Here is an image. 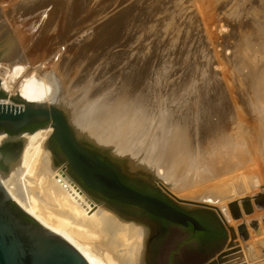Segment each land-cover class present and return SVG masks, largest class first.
<instances>
[{
    "label": "rangeland",
    "instance_id": "374dc122",
    "mask_svg": "<svg viewBox=\"0 0 264 264\" xmlns=\"http://www.w3.org/2000/svg\"><path fill=\"white\" fill-rule=\"evenodd\" d=\"M3 7H43L39 14L21 24L30 31L32 40L22 45L19 38L20 55H26L29 47H40V55L59 57L60 60L66 58L70 65L74 63L77 77L88 72L86 81L92 77V81L97 79L93 82L96 85L106 83L102 94L111 102L116 97H136L133 102H141L140 110L146 120H150L144 123L149 130L147 133L150 132L144 137L145 143L153 135H163L167 129L182 125L191 132L189 139L196 149L194 152L203 150L201 154L206 152L205 156L214 144L212 133L217 121H231L230 135L238 144L245 145V163L225 175L199 183L191 191L228 192L226 195L232 198L228 197L226 204L238 202L237 217L231 214L232 219H237V222L234 220L236 225L232 226L235 235L232 237L233 230L223 217L228 230L209 211L214 219L210 228L215 231V237L192 252L201 256L199 264H264V147H259L264 145V140L262 145L254 137L262 126L255 122L251 112L249 98L252 94L249 95V86H245L248 85L246 78L241 80L254 65L251 51L255 49L253 54L261 52L264 55L262 36L261 39L259 36L264 34V0H0V12ZM12 29L9 22L0 26V47L5 46L3 37L9 30L12 33ZM258 30L260 34L256 32ZM245 59L250 64L247 61L248 65L245 64ZM81 84L85 85V82ZM82 88L79 86L76 92L81 97L87 92ZM195 101L200 104V117L194 119L197 114L190 106H194ZM12 103L22 104L15 99ZM64 104L72 103L65 101ZM74 106H70V118L75 128L85 132L86 129L77 126L72 118ZM186 115L188 121H184ZM151 124L155 128L151 129ZM50 143L57 148L54 139L51 138ZM139 145L136 144L133 150H141L142 145ZM146 153V150L142 151L139 158ZM60 162L66 164L65 158ZM155 168L157 175L161 173L162 176L167 171L160 163ZM118 172L121 174L119 169ZM172 173L171 182L186 176L184 170ZM133 181L138 186L143 184L139 180ZM149 187L166 197L167 193L161 188ZM230 189L235 191L230 192ZM241 207L245 209L243 212ZM221 228L225 231L224 236L220 233ZM183 234L182 231L177 233L178 241L185 236ZM177 236L175 232L169 233V237ZM249 249L255 258L253 261L247 260ZM152 264L167 262L154 261ZM172 264H184V259L176 256Z\"/></svg>",
    "mask_w": 264,
    "mask_h": 264
},
{
    "label": "bare ground",
    "instance_id": "6f19581e",
    "mask_svg": "<svg viewBox=\"0 0 264 264\" xmlns=\"http://www.w3.org/2000/svg\"><path fill=\"white\" fill-rule=\"evenodd\" d=\"M2 10L0 24L9 22L14 28L12 33L9 30L3 37L4 40L6 39L5 46L0 47V49L4 47L3 50H6L0 63V88L7 94L4 101L12 102V99L17 97L26 103L54 105L61 108L66 113L80 141L104 151L116 161L121 162L127 173L154 184L173 197L188 198L185 200L215 207L221 220L223 217L229 229L233 230L232 226L236 225L237 219H232L233 212L230 205L237 203L238 207V202H229L227 205L226 194L228 192L218 191L217 196H220L221 199L216 201L214 195L211 196L214 193L212 189L199 193L194 192L195 190L191 191L199 183H206L217 176L225 175L233 168L245 163L247 159L243 148L245 145H240V142L238 144L230 135L231 121H217L212 133L214 144L212 147L210 146V149L208 148L207 151H210L207 153L208 156H204L206 152L201 154L203 150L197 151L198 153L194 152L196 149H193L194 145L189 139L191 132L182 125H176L174 129H167L163 135L159 133L161 131L158 129L161 126L159 125L156 128L160 131L154 130H157L156 133L160 135H153V138L150 137L151 139L145 143L144 137L150 132L147 133L149 130H146L144 123L150 120H146V115L140 110L141 102L137 100L133 102L136 97L134 99L128 96L116 97L115 100L111 97V102V99H106L103 96V88L106 83L96 85L93 82L97 79L92 81V77L86 81L88 72L77 77L74 63L70 65L66 58L60 60L59 57L47 58V56H43L44 54L40 55L38 53L40 47L38 49L27 47L26 55H20V49L17 47L19 38L22 45H26L32 40L30 31L21 24L39 14L43 7H3ZM258 26L260 27V24ZM263 35L259 36L260 39L262 36L261 43L264 45ZM252 47L254 48V46ZM254 50L251 51L252 57L255 58V60L253 59L254 65L248 75L246 74L247 76L241 80L244 81L246 78L245 81L248 85L245 86H249V95L252 94L249 98L251 112L254 114L255 122L262 126L259 132L254 133V137L263 145L264 55L260 51V53L257 52L258 55L253 54V52L256 53ZM248 58L250 60V57ZM246 61L245 59V64H250V61L247 63ZM77 67L79 66L77 65ZM84 82L85 85L81 84ZM81 85L85 89L82 88V90L87 91L83 97L76 93L77 88ZM65 101H70L71 105H75L71 112L72 118L77 126L86 129L85 132L88 134L75 128L69 114L71 105L64 104ZM193 104L194 106H190V108L197 114L194 116L195 119L200 117V104L198 101ZM171 114L173 113L171 112ZM160 119L162 120V117ZM188 119L189 117L184 121H188ZM167 121L169 122L170 119ZM151 123L153 124L152 121ZM161 123L164 124V122ZM164 126L162 127L164 128ZM53 133L52 126L41 127L33 133L24 132L19 135L0 133V181L11 199L43 227L69 242L85 257L89 264H105L106 261V264H146L145 246L147 239L154 231L152 224H144L119 215L104 201L87 192L80 183L73 180L69 175L68 163L57 164L54 159L55 155L51 154L50 139ZM243 142L245 143V141ZM138 143L143 148L139 147L141 150L137 152L133 148L136 144L139 145ZM259 147H264V145ZM144 150L147 153L139 158ZM204 150L206 151V149ZM159 163L167 168L162 176L161 173L160 175L156 174L157 168L155 167ZM182 170L185 171L186 176L171 182L172 172L178 174ZM167 180L169 183L166 182ZM232 191L235 189H230V192ZM182 192L186 193L181 194ZM183 206L190 208L193 205L183 204ZM240 206H242L241 203ZM241 210L243 212L245 209L241 207ZM237 211L236 213H239V210ZM234 235L235 229L232 232V237ZM249 250L248 258H246L253 261L255 258L252 255V250ZM102 258L106 261L103 262Z\"/></svg>",
    "mask_w": 264,
    "mask_h": 264
},
{
    "label": "water",
    "instance_id": "95a60500",
    "mask_svg": "<svg viewBox=\"0 0 264 264\" xmlns=\"http://www.w3.org/2000/svg\"><path fill=\"white\" fill-rule=\"evenodd\" d=\"M5 51L0 49V63ZM0 91L3 93V96H0V133L19 135L24 132L33 133L41 127L52 126L54 133L51 138L56 141L60 152L65 156L70 170L79 177L86 188L100 196L91 194L104 201L119 215L144 224H152V221L148 219L122 212L104 198L140 208L152 216L179 226L192 224L196 230L205 228L190 213L207 210L214 213L221 225L225 226L213 206L179 199L167 193L165 196L172 202L170 204L125 183L121 174L131 180H139L143 184L157 188L154 184L127 173L121 162L108 154L80 141L61 108L54 105L26 103L15 97L13 99L22 103L16 105L10 101H4L7 94L1 88ZM31 125L39 126L35 130H27ZM50 149L56 157L51 143ZM214 193L211 196L214 195L216 201H219L221 197L217 196L218 192ZM183 204L193 206L187 208ZM230 207L237 217V203H232ZM21 213L31 218L33 222L25 220ZM152 236L153 234L146 241V264H150ZM0 264H89V262L69 242L43 227L15 203L0 181Z\"/></svg>",
    "mask_w": 264,
    "mask_h": 264
},
{
    "label": "flooded vegetation",
    "instance_id": "af4514ba",
    "mask_svg": "<svg viewBox=\"0 0 264 264\" xmlns=\"http://www.w3.org/2000/svg\"><path fill=\"white\" fill-rule=\"evenodd\" d=\"M33 127L34 125H31L27 130H30ZM51 147L56 154V158H55V156L51 152V154L54 156L55 162L57 164H63L60 161H62V159L65 158V156L58 150V148H55L54 146H52V144H51ZM68 171H69L70 177L76 182L80 183V185L87 192H89L90 194L93 193V194L98 195L92 190L86 188L82 184L79 177L72 170H70L69 167H68ZM121 177H126V176H123L121 174ZM152 196L158 197L172 204V202L168 199L166 200L157 195H152ZM104 199L107 200L109 203L113 204L114 206H117L122 212L152 221V226L154 228V231H153V236L151 240L150 264H152V262L154 261H158V262L161 261V262H167V264H172L176 256H181L184 259V264H199L201 262L200 261L201 256L197 254L196 252H192L193 251L192 249H197L201 246L209 244L208 242L213 241L215 237V231L205 226V223L211 224L214 221L212 213L209 211L197 210L195 212L190 213V215L194 217L195 219H197L205 228L204 230H196L192 226V224H190L189 226H179L168 220L152 216L140 208L132 207V206L120 203L118 201L109 200L106 198ZM126 208L134 210L135 212H129L126 210ZM177 231L178 232L182 231V233H184L183 236L185 235L181 241H178L179 238L177 236V233H178ZM171 232H175L177 237L176 238L169 237V233ZM179 237L181 236L179 235Z\"/></svg>",
    "mask_w": 264,
    "mask_h": 264
},
{
    "label": "trees",
    "instance_id": "16d2710c",
    "mask_svg": "<svg viewBox=\"0 0 264 264\" xmlns=\"http://www.w3.org/2000/svg\"><path fill=\"white\" fill-rule=\"evenodd\" d=\"M0 96H3V93L0 92ZM38 126H39V125H34V127H33L31 130H34V129L38 128ZM55 142H56V141H55ZM56 145H57V143H56ZM57 148H58V145H57ZM58 150H59V148H58ZM59 151H60V150H59ZM122 179H123V181H124L125 183H127V184L130 185L131 187H133V188H135V189H137V190H139V191H141V192H144V193H147V194H151V195H157V196H160V197H162V198H164V199L167 200L166 197H164L163 195H160L157 191L152 190V189H151L149 186H147V185H143V184H142L141 186H138L136 181H133V180L128 179V178H126V177H122ZM21 214H22V213H21ZM22 216L24 217L25 220L30 221V222H33V220H32L31 218H29L28 216L23 215V214H22ZM205 226L208 227V228H210V224H208V223H205ZM220 227H221V226H220ZM220 231H221V232H220L221 235L224 236V235H225V231H224V229L221 228Z\"/></svg>",
    "mask_w": 264,
    "mask_h": 264
}]
</instances>
